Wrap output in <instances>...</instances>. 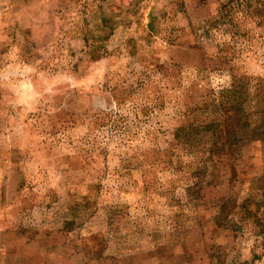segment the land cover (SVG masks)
I'll return each instance as SVG.
<instances>
[{"label": "rangeland", "instance_id": "1", "mask_svg": "<svg viewBox=\"0 0 264 264\" xmlns=\"http://www.w3.org/2000/svg\"><path fill=\"white\" fill-rule=\"evenodd\" d=\"M227 2L0 0V264H264V231L218 220L259 134L236 181L194 175L196 125L264 108V7Z\"/></svg>", "mask_w": 264, "mask_h": 264}, {"label": "trees", "instance_id": "2", "mask_svg": "<svg viewBox=\"0 0 264 264\" xmlns=\"http://www.w3.org/2000/svg\"><path fill=\"white\" fill-rule=\"evenodd\" d=\"M228 2L223 5L220 12V15L226 17L224 20L231 18L232 14H237L235 6L230 7L232 2L237 5L239 10L241 5L243 6L244 4L251 9L252 13L257 12L258 14L261 13L264 7V0H228ZM254 2L258 3V6H254V9H252ZM251 116L249 119L248 115H244L236 124L230 122L228 119H224V121L218 123L211 121L195 126L197 127L198 138L203 136L206 144L203 145L202 156L195 161V166L199 165L194 173L195 177L199 178L198 180H203L202 178H206L210 173L213 176L212 171L223 172L225 169H229L234 181H236L237 171L234 152L245 143L247 137L251 138L252 132L259 134L257 141H261L264 154V108L261 111H255ZM182 132H184V128L179 130V133ZM190 149L191 147L186 148L188 151ZM193 185L197 191L206 187L204 181L201 183L196 182ZM222 199L223 203L219 206L220 213L218 216L221 226H225L230 216L233 217L236 212L235 210L239 209L238 212L242 213L243 221L254 222L255 226L258 227V231H264V174L252 181L250 187L241 197L230 196L229 198Z\"/></svg>", "mask_w": 264, "mask_h": 264}]
</instances>
